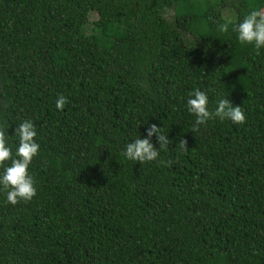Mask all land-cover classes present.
I'll return each instance as SVG.
<instances>
[{
	"label": "trees",
	"instance_id": "16d2710c",
	"mask_svg": "<svg viewBox=\"0 0 264 264\" xmlns=\"http://www.w3.org/2000/svg\"><path fill=\"white\" fill-rule=\"evenodd\" d=\"M261 8L0 0V126L13 158L25 120L40 145L36 196L11 205L0 190V264H264V48L233 31ZM197 89L209 111L220 99L242 107L245 123L193 133ZM152 124L171 141L158 157L169 166L121 154Z\"/></svg>",
	"mask_w": 264,
	"mask_h": 264
},
{
	"label": "clouds",
	"instance_id": "9594fccd",
	"mask_svg": "<svg viewBox=\"0 0 264 264\" xmlns=\"http://www.w3.org/2000/svg\"><path fill=\"white\" fill-rule=\"evenodd\" d=\"M228 21L219 26V31L226 33L229 30ZM233 31L238 33V40L241 44L254 45L259 54V50L264 48V8L253 10L244 16L242 22L234 24ZM68 100L63 95H58L55 106L58 110H63ZM208 96L205 92L194 90L189 93L187 100V108L189 113L195 116V127L192 132L199 130L200 125H205L210 119L219 118L221 121L228 119L234 124H243L246 116L242 107L233 106L228 99H220L214 111L208 109ZM147 138H137L134 142L126 145L125 151L121 154L128 160L144 164L146 162L157 161L165 166L170 165L169 162L158 161L160 150L167 151L171 141L167 135L163 134V128L152 124L147 129ZM15 137L18 138V147L15 150V158H13V150L7 146V136L3 126H0V167L3 172L0 173V190L4 191L7 196V202L16 205L28 202L36 196V188L34 178L29 174V166L33 158L38 155L40 145L35 138L37 132L32 121L25 120L15 129ZM156 136L159 143V149L154 147L152 137ZM187 140L182 139L179 147L183 151H187ZM11 161L10 166H6L5 162Z\"/></svg>",
	"mask_w": 264,
	"mask_h": 264
},
{
	"label": "rangeland",
	"instance_id": "374dc122",
	"mask_svg": "<svg viewBox=\"0 0 264 264\" xmlns=\"http://www.w3.org/2000/svg\"><path fill=\"white\" fill-rule=\"evenodd\" d=\"M226 15H229V13L226 12ZM96 18H97L96 14L95 13H91L90 20H95Z\"/></svg>",
	"mask_w": 264,
	"mask_h": 264
}]
</instances>
